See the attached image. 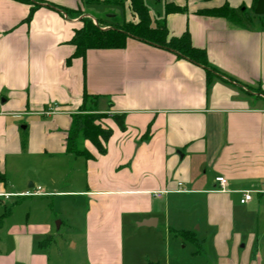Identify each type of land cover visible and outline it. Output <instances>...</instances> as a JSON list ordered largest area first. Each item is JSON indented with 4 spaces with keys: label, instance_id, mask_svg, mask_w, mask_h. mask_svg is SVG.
<instances>
[{
    "label": "crops",
    "instance_id": "0c3cea01",
    "mask_svg": "<svg viewBox=\"0 0 264 264\" xmlns=\"http://www.w3.org/2000/svg\"><path fill=\"white\" fill-rule=\"evenodd\" d=\"M45 1L94 16L84 0ZM156 1L164 11L157 17L150 8L151 16L165 19L172 35L189 31L225 75L210 78L174 51L133 37L122 48L72 57L80 18L40 6L28 19L30 4L0 0V216L11 219L28 197L5 193L41 186L44 193L30 197L85 200L89 264L114 262L108 242L126 217L138 225L155 217L156 225H144L152 228L163 218L168 231H190L200 221L198 252L211 257L203 264H263L255 221L264 211V16L246 27L196 13L225 3L254 10V0ZM168 3L187 9L166 13ZM51 107L56 113H41ZM84 107L105 113L102 127L112 131L101 139L105 153L84 141L92 158L66 150L73 117ZM115 114L125 115L126 129ZM218 176L228 179L229 191L219 189ZM62 182L71 187L59 189ZM243 190L252 191L246 203ZM32 215L8 220L0 264H50L53 226Z\"/></svg>",
    "mask_w": 264,
    "mask_h": 264
},
{
    "label": "rangeland",
    "instance_id": "374dc122",
    "mask_svg": "<svg viewBox=\"0 0 264 264\" xmlns=\"http://www.w3.org/2000/svg\"><path fill=\"white\" fill-rule=\"evenodd\" d=\"M84 2L86 5L92 4L88 10L94 16L86 15L81 10L74 13V16H78L76 18L88 16L102 28H125V24L129 22L137 24L140 21L139 15L134 10L130 0H84ZM50 3L53 4L54 2ZM146 3L157 17L158 14H163L164 10L160 8L156 0H146ZM245 7L250 15L257 16L252 8L245 5L242 8ZM47 8L52 7L47 6ZM82 111L98 113L95 122L102 127L103 119L107 116L105 113L95 112L85 107L80 110V112ZM69 187H71L69 182H62L59 189ZM62 195L59 193V196L56 197H25L22 204L20 203L21 206H11L16 208L13 216L8 220L20 221L21 217L28 211L33 213L32 217L49 220L53 226L52 238L47 246L50 264H89L85 233L87 205L85 200L79 197L67 196L68 194ZM258 218L255 224L257 222L259 224V247L264 264V211H259ZM8 220L5 218L0 226V239L5 241ZM190 231L198 240V236L201 237L205 232L204 224L200 225V221H198L191 226ZM175 232L173 227H170L168 231L163 218L157 227L152 228L140 226L134 218L126 217L116 239L108 242L110 243L109 254L111 257L112 255L115 256V260L111 264H203V260H206L207 263L211 259V257H208V260L207 257H201L198 250L202 252V248H198L192 241H184L180 237L176 238ZM8 240L10 242L9 238ZM197 242L201 244V241L198 240ZM113 244L115 247H112ZM7 246L5 247L4 244V248L7 249Z\"/></svg>",
    "mask_w": 264,
    "mask_h": 264
},
{
    "label": "trees",
    "instance_id": "16d2710c",
    "mask_svg": "<svg viewBox=\"0 0 264 264\" xmlns=\"http://www.w3.org/2000/svg\"><path fill=\"white\" fill-rule=\"evenodd\" d=\"M19 1L31 5L28 19L31 18L34 10L40 6H51L68 18H76L78 16H74V13L80 12V9L59 6L45 0ZM130 1L134 10L139 15L140 21L137 24L129 22L125 24V28H102L96 25L90 17L82 16L80 18L82 26L75 30V35L71 41L76 47L72 57L84 56L86 51L90 48H122L126 45L127 39L133 37L151 45L174 51L179 57L204 67L210 78L217 74L225 75V73L218 70L209 62L205 48L197 47L192 43L189 31H185L180 35H172L166 20L163 18H153L144 0ZM256 2L257 0H254V8ZM186 9L187 8L184 6L168 3L166 13L184 12ZM196 13L204 16L223 17L235 25L246 27L253 26L255 19L254 16L248 13L246 8H232L228 3L220 7L198 9ZM68 61H71V58L68 59ZM87 97L86 93L84 100L87 99ZM97 114L98 113L82 111L74 115L67 138L66 150L68 153L92 158L93 156L84 148V141L86 139H89L100 153L106 152V148L101 139L106 142L112 131L110 129H104L99 124H96L95 119L97 118ZM113 119L122 130L126 129L124 114H115ZM1 179H3V174L0 173V180ZM7 215L8 212L0 216V226ZM175 236L176 238H182L184 241H192L199 247L197 239L192 231L176 230Z\"/></svg>",
    "mask_w": 264,
    "mask_h": 264
},
{
    "label": "built area",
    "instance_id": "2783aa9c",
    "mask_svg": "<svg viewBox=\"0 0 264 264\" xmlns=\"http://www.w3.org/2000/svg\"><path fill=\"white\" fill-rule=\"evenodd\" d=\"M42 114H54L56 113V108L55 107H51L47 110H44L41 112ZM216 181L219 183L220 185V190L221 191H229L228 188H227V185H228V179L224 176H218L216 177ZM179 186L182 185V182H179L178 184ZM182 189V188H180ZM183 190V189H182ZM243 196L241 198V202L242 203H246L248 201H250L252 199V191L250 190H243ZM43 190L41 188V186H37L35 190H32V191H27L23 194H12V193H5L4 196L6 198H9L11 195H16V196H19V195H24V196H33V195H41L43 194ZM163 192H157L156 195L160 196Z\"/></svg>",
    "mask_w": 264,
    "mask_h": 264
},
{
    "label": "water",
    "instance_id": "95a60500",
    "mask_svg": "<svg viewBox=\"0 0 264 264\" xmlns=\"http://www.w3.org/2000/svg\"><path fill=\"white\" fill-rule=\"evenodd\" d=\"M254 12L257 15H264V0H257V4L254 9ZM156 224H157V219L155 217H150L148 219L139 222V225H146V226H152Z\"/></svg>",
    "mask_w": 264,
    "mask_h": 264
}]
</instances>
